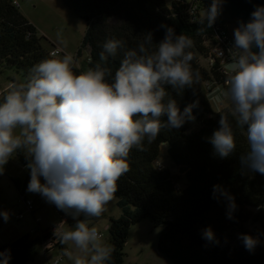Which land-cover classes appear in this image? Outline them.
Segmentation results:
<instances>
[{"label": "clouds", "instance_id": "1", "mask_svg": "<svg viewBox=\"0 0 264 264\" xmlns=\"http://www.w3.org/2000/svg\"><path fill=\"white\" fill-rule=\"evenodd\" d=\"M219 12L220 0H212L205 16L208 27ZM193 46L189 36L177 35L170 27L158 44L151 32L136 48L110 38L102 45L99 61L86 71H73L79 64L71 54L43 59L23 82L9 85L0 100V174L22 150L30 169L27 191L40 194L75 221L67 230L57 225L54 231L72 264H111L114 247L90 219L100 218L114 200L118 181L131 170L128 157L133 149L144 151L145 140L152 143L164 128L179 129L195 121L193 109L199 100L181 111L166 87L181 95L199 83L200 73L191 63ZM118 50L123 56L113 71L109 62ZM229 54L226 86L217 98L229 104V112L216 111L219 128L208 141L215 155L227 158L237 148L236 129H242L247 151L241 166L264 175V6H257L251 19L234 29ZM216 193L228 200L231 219L235 198L219 185L214 186ZM0 217L7 222L9 213L0 211ZM203 235L214 238L211 228ZM240 238L248 250L259 242L250 234ZM0 257V264H9V252H0Z\"/></svg>", "mask_w": 264, "mask_h": 264}, {"label": "trees", "instance_id": "2", "mask_svg": "<svg viewBox=\"0 0 264 264\" xmlns=\"http://www.w3.org/2000/svg\"><path fill=\"white\" fill-rule=\"evenodd\" d=\"M76 16L87 18L86 31L77 56L81 50L87 52L83 70L93 67L99 61L103 43L110 38L125 42L126 48H136L151 32L153 43L164 39L167 28L177 35L184 34L193 40L194 60L192 68L200 73V81L193 88H186L177 95L166 86L181 111L185 106L199 100V107L193 109L198 128L187 130L164 128L152 143L144 142V151L133 149L128 157L131 170L118 181L115 194L120 209L118 218H110L108 235L114 247L111 264H122L128 229L131 225L147 219L154 226H160L157 250L171 264H264V244L258 243L253 250L245 248L237 239L238 232L251 213H257L259 221L264 219V175L243 169L240 158L247 151L242 129H236V150L227 158L215 155L208 141L214 130L219 128L220 114L213 112L205 83L225 85L226 75L218 65L202 66L212 40V26H207L205 16L196 14L193 19L187 5L164 0H62ZM207 3V2H205ZM200 4V3H199ZM35 27L21 14L12 0H0V71L13 69L21 74L22 80L13 78L11 83L23 82L33 65L51 57L41 44ZM123 51L118 50L116 58H110L113 71L119 66ZM78 74L76 68L73 69ZM9 89V88H8ZM0 94V100L8 91ZM225 107L218 112H229ZM166 121L167 117H162ZM229 119L234 120L231 116ZM167 146V157L177 173L169 168L159 169L157 159L160 146ZM26 166L28 160L20 158ZM30 169L21 187L19 181L13 184L20 194L29 177ZM182 180V185L179 184ZM219 185L235 198L237 205L228 217V200L216 193ZM211 228L214 238L208 240L203 233ZM65 249L50 229H39L30 237L22 235L10 243L0 245V252H9V264H27L43 248V244ZM50 249H44L47 252ZM3 257H0L2 261Z\"/></svg>", "mask_w": 264, "mask_h": 264}, {"label": "rangeland", "instance_id": "3", "mask_svg": "<svg viewBox=\"0 0 264 264\" xmlns=\"http://www.w3.org/2000/svg\"><path fill=\"white\" fill-rule=\"evenodd\" d=\"M18 3V9L21 14L31 23L37 35L41 38L42 46L50 51L52 48L60 52L58 58L65 54L73 55L79 64L78 74L83 70L87 52L81 50V55L77 56V52L81 46L86 31V22L83 18L74 15L62 2V0H15ZM170 5L172 0H164ZM189 1V0H186ZM59 33V35H58ZM62 41H67L65 46ZM199 63L206 67L203 58L199 59ZM15 78L22 80L21 74L13 69L3 68L0 71V94L9 88L11 80ZM222 86H213L207 93L213 112L228 107L227 102L220 103L218 97L221 94ZM187 130L198 128V122H186L184 124ZM25 157L22 150H18L16 155L11 158L4 166V171L0 174V211L9 213V220L4 222L0 217V245L10 243L18 237L28 234L34 237L39 233V229H53L55 231L57 225L60 230H67L74 225L75 221L63 211V215L54 208L53 204L46 200L38 193H30L27 186L30 181V173L24 188V197L32 202L34 217L27 212L24 203L21 201L19 191L13 184L18 180L21 187L27 174L28 168L22 164L20 158ZM26 158V157H25ZM161 168H169L172 173H177L176 167H173L167 157V146H160V154L157 159ZM43 183V178L41 177ZM182 180L179 184L182 185ZM22 214V218L17 216ZM121 212L117 206V199L107 205L106 211L100 218H91L90 223L94 224L104 240L108 242V225L110 218H118ZM264 217V214H263ZM80 219H84L83 216ZM258 215L251 213L249 216L248 226L258 228ZM247 226V227H248ZM160 232V226H154L147 219H143L128 229L126 243L123 247L122 264H171L157 250V238ZM66 247V246H65ZM47 246L41 249L32 261L27 264H53L55 260H59L58 264H72V262L64 255V250Z\"/></svg>", "mask_w": 264, "mask_h": 264}, {"label": "built area", "instance_id": "4", "mask_svg": "<svg viewBox=\"0 0 264 264\" xmlns=\"http://www.w3.org/2000/svg\"><path fill=\"white\" fill-rule=\"evenodd\" d=\"M172 2L187 5L188 13L193 19L197 18L196 14H198L199 16H206V11L210 8L212 4V0H189V1L172 0ZM12 4L18 7L17 1L12 0ZM232 44H233V41L230 38V35L228 33V30L225 24L224 23L216 24L215 22L212 25V40H211V43H209L208 45V52H207L206 57L204 58L206 67L211 68L214 65H218L220 67L221 72L226 75L224 66L227 63V61L230 59L229 49L231 48ZM49 55L51 57H57L58 55H60V52L57 49L52 48L49 51ZM213 85L214 84L212 82H207L205 83V89L211 90ZM157 167L159 169H162L161 166L158 164V162H157ZM23 195L24 194H20L21 201L24 203L27 212L30 213L32 217H34V220L36 221L34 213H33L32 202L29 201L27 198H25ZM22 217H23L22 214H19L17 216L18 219H21ZM248 221L249 219L247 220L246 223L243 224L242 229L238 232L237 239L242 240L240 238L241 234H250L258 238V241H259L258 243L264 244V219L262 221H259L258 219L257 221L259 225L258 228L249 227L247 225ZM45 246H47L50 249L52 247V244L44 243L43 248ZM58 263H59V260H55L53 262V264H58Z\"/></svg>", "mask_w": 264, "mask_h": 264}, {"label": "water", "instance_id": "5", "mask_svg": "<svg viewBox=\"0 0 264 264\" xmlns=\"http://www.w3.org/2000/svg\"><path fill=\"white\" fill-rule=\"evenodd\" d=\"M257 6H264V0H220V12L216 19V24L224 23L231 40L234 42V29L240 22L247 23L251 19V13ZM87 20V18H83ZM254 52L259 49L253 46ZM54 208L63 215V212L54 205Z\"/></svg>", "mask_w": 264, "mask_h": 264}, {"label": "crops", "instance_id": "6", "mask_svg": "<svg viewBox=\"0 0 264 264\" xmlns=\"http://www.w3.org/2000/svg\"><path fill=\"white\" fill-rule=\"evenodd\" d=\"M18 181V180H17ZM53 233H54V230L53 229H50Z\"/></svg>", "mask_w": 264, "mask_h": 264}]
</instances>
